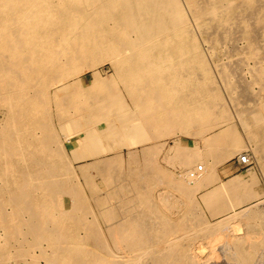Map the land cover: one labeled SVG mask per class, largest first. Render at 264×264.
<instances>
[{
  "label": "bare ground",
  "instance_id": "bare-ground-1",
  "mask_svg": "<svg viewBox=\"0 0 264 264\" xmlns=\"http://www.w3.org/2000/svg\"><path fill=\"white\" fill-rule=\"evenodd\" d=\"M221 42L234 46L221 44L224 60L237 59L210 67L203 46L215 56L210 44ZM253 86L264 90V0H0V264H194L180 243L198 231L212 256L224 244L236 263H252L264 252V209H237L261 196L254 173L201 196L226 215L215 224L200 219L195 196L246 144L264 169V96ZM164 138H174L164 162L179 175L157 162ZM97 178L116 192L99 196Z\"/></svg>",
  "mask_w": 264,
  "mask_h": 264
},
{
  "label": "rangeland",
  "instance_id": "rangeland-1",
  "mask_svg": "<svg viewBox=\"0 0 264 264\" xmlns=\"http://www.w3.org/2000/svg\"><path fill=\"white\" fill-rule=\"evenodd\" d=\"M225 43V44H224ZM214 44V45H213ZM211 43L210 45H211V47L213 46V48L215 49V50H217V49H222V51H220V50H218V51H216V54H215V56H213V54H210L211 53V50H209V48H210V46H209V43L207 44L208 45V47H207V45L205 44L204 46H203V48H205L206 49V51H207V49H208V52H207V54H208V56H205V60H206V62L209 60L212 64L211 65H209L210 67H213L214 68V66H217L218 67V69H219V65H220V61H221V59L223 60L222 61V63L221 64H228V63H230V65L233 63V62H235L236 61V59H237V57H235L236 55H233L232 57H235V58H232V62H230V60H224V59H228L230 56L227 54V51H229V49H232V47H234V46H230L229 45V43L228 42H221L220 43V45L221 44H223L224 45V47H226L225 45H227V48H226V55L224 54V48H223V45H221L222 47H220V46H218L217 47V44L216 43ZM216 44V45H215ZM219 45V44H218ZM229 45V46H228ZM232 45V44H231ZM207 47V48H206ZM204 49V50H205ZM222 52V53H221ZM205 53V52H204ZM221 53V54H220ZM223 54L225 55V56H223ZM205 55H206V53H205ZM210 55V56H209ZM221 56V58H220V56ZM211 56H213L214 58H211ZM223 56V57H222ZM206 57H207V59H206ZM225 57V58H224ZM209 58H211V60L209 59ZM217 59H219V60H217ZM230 59V58H229ZM235 59V60H234ZM217 62H216V61ZM238 60H239V57H238ZM207 62V64H210V62ZM228 61V62H227ZM219 62V63H218ZM216 63V64H215ZM249 63V65H251V66H253L254 65V63L253 62H248ZM214 64V65H213ZM213 68H211L212 69V72H213V75L215 74L214 73V71L216 72V71H218V70H213ZM243 68V69H242ZM242 68L239 70V73H238V75L239 74H241L240 75V79H242L243 81L244 80H246V81H248V82H251V75L249 74V73H247L248 71H247V67H245L244 65H242ZM245 68H246V70H245ZM215 69H216V67H215ZM241 71H243L242 73H245L244 74V77H245V79H243L244 77H243V75H242V73H240ZM245 71H247V72H245ZM101 72H102V75L103 76H106L107 74H111V72H110V67L108 66V65H106L104 68H102L101 69ZM90 74V73H89ZM89 74H87L86 75V78H87V84H89L90 82H91V74L89 75ZM248 74H249V76H248ZM215 75H217V74H215ZM215 75H214V79H215V82L217 81V76L215 77ZM217 78V79H216ZM250 80V81H249ZM246 81H244V82H246ZM219 82V83H218ZM219 85H218V84ZM217 86H221V88H222V86L223 85H221V83H220V80L219 81H217ZM247 83V82H246ZM254 88L253 89H251L250 90V92H249V90H246V91H248L249 92V94L252 96V95H254L255 96V99H256V95H258V93L261 95V96H264V90H261V89H258L259 88V86H253ZM258 87V88H257ZM221 88H218V91L221 89ZM224 92H223V91ZM259 90H260V92H259ZM222 91V92H221ZM232 90H226V89H221L219 92L223 95V94H229V92H231ZM226 92V93H225ZM237 92V91H236ZM258 92V93H257ZM254 93V94H253ZM232 94V93H231ZM248 94V95H249ZM225 95H223L222 97L224 98V97H226ZM236 95H238V92L236 93ZM253 96V97H254ZM227 98V97H226ZM239 98V97H238ZM240 99V98H239ZM232 105V104H231ZM228 105V107H230L229 108V110H230V112H231V116H232V114H234V116H235V109H234V107L236 106V104L235 105ZM249 105H251V106H249L251 109L253 108V107H255V105L254 104H252V103H249ZM234 106V107H233ZM233 119V118H232ZM236 119V118H235ZM231 120L230 122H233V123H237L236 125H237V130L238 131H240V126L238 125V121H237V119L236 120ZM239 127V128H238ZM242 132V129H241V131H240V133ZM89 134V133H88ZM243 136H244V134H243V132L241 133ZM180 135V137L182 138V139H184L185 141H187V143L190 145V146H192L193 145V143H194V140H193V138H191L190 136L189 137H187L186 135H183L182 136V134H179ZM89 136H90V134H89ZM165 139V138H164ZM163 139V140H164ZM180 139V138H179ZM162 140V141H163ZM180 141H182V140H180ZM185 141H182V142H185ZM186 143V142H185ZM198 143L200 144L201 142L200 141H198ZM162 144H165V146L164 147H166V142H163ZM249 148H248V147ZM67 147H68V145H67ZM245 150L243 149L241 152H240V154L241 153H244V152H248L251 156H252V158H253V164H252V166L250 167V168H248V169H246V170H243V171H239V173H238V175L237 176H243L244 177V180L246 181V183L247 182H249V180H250V173H254V175H255V177H256V179H257V177H258V180H259V183H260V185H261V187L262 188H264V171H262V170H264V169H262V165L261 164H259L258 163V160L256 159V156L254 155V147L255 146H253V145H249V144H246L245 145ZM69 148V147H68ZM140 150V149H139ZM161 149H159L158 150V153H159V151H160ZM157 153V152H156ZM126 154V155H125ZM240 154H237L238 156L240 155ZM123 155H124V158L127 160V151L126 150H124L123 151ZM237 155H235V156H233L234 158H233V160H235L238 156ZM168 156V152H166L165 153V155H164V158H166ZM142 160V159H141ZM233 162V161H232ZM84 163L82 162V161H80V162H78V163H76L75 164V166L77 167V166H80V165H83ZM128 165H127V161H126V164L124 165V168H123V170H128ZM225 167H226V165H225ZM174 171H176V173H175V175H179V173H180V170L178 169V170H174ZM248 171V172H247ZM247 172V173H246ZM244 174V175H243ZM249 174V175H248ZM257 175V176H256ZM261 176V177H260ZM236 177V176H235ZM129 178V181H128V183L130 182V178L131 179H135V177L133 176V177H128ZM234 178V177H233ZM258 180H257V182L255 183V185H254V188L256 187V185L258 184ZM95 182H96V185L100 188V191L98 192V194H99V196H103V195H105L108 191H109V189L108 188H106V186L105 185H103V183H102V181H101V178H97L96 180H95ZM131 186L132 185H130V184H128V188L130 187L131 188ZM136 186H137V188H136ZM112 187V189H110V191H111V194L112 193H115L114 192V188H113V186H111ZM110 187V188H111ZM138 185H135V192L138 190ZM158 187H159V189H158ZM157 188V189H156ZM87 189V188H86ZM85 189V191H86V194L90 197V194H89V191H87ZM162 189H164V185L163 184H161V185H159V186H156L155 187V190H154V192H152L153 194H155V197H157L158 198V194H160V193H163L164 192V190H163V192L162 191H160V190H162ZM102 190H104V191H102ZM140 190V189H139ZM138 190V191H139ZM105 191H107V192H105ZM109 191V192H110ZM128 192V194H126L127 195V197H128V200H129V195H131V193H130V191H127ZM160 192V193H159ZM117 193L119 194V195H117V196H115V198H113V201H111L110 203L112 204V206H114L115 208L118 206V204H119V206L117 207V209L120 207V199H118L119 197H121V192L119 191H117ZM118 197V198H117ZM127 200V201H128ZM116 201H118V202H116ZM197 202V201H196ZM262 202V203H261ZM91 205V209H92V211H93V213H94V215L96 216V218H97V222H98V224L101 226V228L103 229V231H104V233H106V234H108V232H106V225H103V224H106V222H105V220L103 219V217H101V216H99V211L102 209V207L100 208V207H97L96 205H95V203L92 201V202H89ZM93 203V204H92ZM116 203V204H115ZM59 207H60V209H63V207H65L66 209H68L69 207H70V203H69V201H68V199H66L65 198V200L63 201V199H61V198H59ZM65 205V206H64ZM128 205H130V201H128ZM250 205H252V206H255V205H257L256 207L257 208H261V209H264V193H262L261 194V196L257 199H255V200H253V201H249V203L248 204H246V205H244V206H242V207H240V209L238 208L237 210H239V211H241V210H244L245 208H247V207H251ZM69 206V207H68ZM111 207V206H110ZM198 209H200V211H201V215L199 216L200 217V219L202 220V218H203V220H208V221H210L211 222V224H215V223H217L219 220H221V219H223L226 215H216L215 217L213 216V215H211V214H208L207 213V209L208 208H205V207H203V206H199V207H197ZM94 209V210H93ZM261 209H260V211H261ZM118 211H120L119 209H118ZM203 211V212H202ZM177 213V216L175 215L176 213ZM173 214H174V216L172 217V218H176V219H178V218H181L182 217V219H181V223H180V220L178 219V220H174V222L176 223V224H178V223H180V225H182L183 224V222H182V220H183V216H184V214L183 213H180L178 210L177 211H175ZM262 213H264V210H262L261 211ZM180 213V214H179ZM183 214V215H182ZM205 217H204V216ZM208 215H210V217L208 216ZM122 217H123V215H120V216H117L116 218H114L116 221H117V219H118V221H121L122 220ZM202 217V218H201ZM262 217H264V214H262ZM90 218V219H89ZM88 219L89 220H92V218H91V216L90 217H88ZM262 219H264V218H262ZM102 220H103V222H102ZM114 221V220H113ZM112 220H111V223H114ZM117 221V222H118ZM195 221V220H194ZM217 221V222H216ZM262 221H264V220H262ZM178 222V223H177ZM199 224L200 222H198V219H197V221H196V224ZM197 224V225H198ZM104 226V227H103ZM187 232V233H186ZM180 236H183V235H186V234H191V235H193L194 234V231H180ZM185 233V234H184ZM241 233H243V232H241ZM198 235L199 237H200V239L199 238H197L196 239V241L194 242L193 241V238L191 239H189V238H187V241H186V239L184 238V239H182L181 240V252H180V256H182V255H184V257H186L187 255H188V253H189V257L187 256L186 258L187 259H191V257L193 256V255H195L196 253V257H197V260L199 261V263H198V261L196 260V263H194V264H240L239 262H237L236 263V261H235V258L233 257V253H231L230 251H231V249L229 248V249H227L228 247H226L224 244L222 245L221 244V246H220V244H218V245H216L215 247H214V252H215V257L214 256H212L211 254H209V253H211V247L207 244L208 243V241L207 240H209L208 239V235H209V233L208 232H195V235ZM203 234L204 235H206V236H204L203 237ZM208 234V235H207ZM180 236H178V233H177V237H180ZM202 237V238H201ZM202 239V240H201ZM204 239H207V240H204ZM184 240V241H183ZM189 240H190V242H189ZM183 241V242H182ZM187 243H186V242ZM202 241H204V242H202ZM191 242L193 243V244H191ZM186 243V244H185ZM195 243V244H194ZM199 243V245H197L196 246V244H198ZM204 243V244H203ZM183 244V245H182ZM201 244L203 245V246H205V247H201ZM208 246H207V245ZM187 245V246H186ZM196 246V247H195ZM218 246V247H217ZM184 247V248H183ZM186 247V248H185ZM113 248V250L114 251H116V250H118V248L116 249L115 247H112ZM194 248V249H193ZM208 250H207V249ZM192 249V250H191ZM190 250V251H189ZM194 250V251H193ZM38 251V250H37ZM183 251V252H182ZM210 251V252H209ZM216 251H217V253H216ZM118 252V251H117ZM259 252V253H258ZM258 252H256L257 253V255H256V253H254L255 255H254V257H253V260H252V263L250 262V264H264V258H262V256H264V254H262V253H264V252H262V251H258ZM231 253V254H230ZM261 253V254H260ZM220 254V255H219ZM258 254H260V255H258ZM118 255H120V256H122V255H124L123 253H118ZM206 255H207V257H209L210 259L208 260L207 259V257H206ZM210 255L212 256V257H210ZM231 255V256H230ZM205 256V257H204ZM218 256V257H217ZM256 256H258V257H256ZM199 257H201V258H199ZM259 257H261V258H259ZM199 258V259H198ZM204 258V259H203ZM215 258V259H214ZM233 258V259H232ZM206 259V260H205ZM225 259V260H224ZM257 259V260H256ZM256 260V261H255ZM233 261H235V263L233 262ZM229 262V263H228ZM22 262H16V264H21ZM187 264H188V262H186ZM186 263H178V264H186ZM191 262H189V264H190ZM41 264H45L44 263V261H42L41 260ZM246 264H249V263H246Z\"/></svg>",
  "mask_w": 264,
  "mask_h": 264
},
{
  "label": "crops",
  "instance_id": "crops-1",
  "mask_svg": "<svg viewBox=\"0 0 264 264\" xmlns=\"http://www.w3.org/2000/svg\"><path fill=\"white\" fill-rule=\"evenodd\" d=\"M231 124L233 123V122H230ZM237 123H234V126L236 127V129H237V125H236ZM238 131V130H237ZM210 133V132H209ZM208 133V134H209ZM238 133H240L239 131H238ZM241 134V133H240ZM177 135H178V138H180V140H182V141H185L184 139H182L180 136H179V134L177 133ZM242 135V134H241ZM244 137V136H243ZM192 138V137H191ZM172 141H174V138H165L163 141H161L162 143L163 142H166V147H163V148H161V150L159 151V153H157V157H158V163H160V165L163 167V168H165L164 166H167V164L164 162L165 161V158H164V155H165V153L166 152H168L169 151V147L170 146H172L173 145V142ZM160 142V143H161ZM186 142V144L187 145H189L188 143H187V141H185ZM195 143V142H194ZM193 143V144H194ZM200 145H201V147L203 146V144H201L200 143ZM190 146V145H189ZM194 145H192L191 147H193ZM141 148L142 147H139V149H140V151H142L141 150ZM238 156V155H237ZM143 157H142V154H141V159H142ZM233 158L234 157H231V158H229L228 160H226V161H224L223 163H221L220 165H218V167H217V169H216V174L218 173V170H219V173H220V175H218L217 174V176L219 177H217V179H218V183H216V184H214V185H211V187L209 186V188L207 189V188H205V189H203V190H201L200 192H198L197 194H196V196H195V201H197L196 203L199 205V206H204L205 205V203H204V201L202 200V197L201 196H203V195H206V194H209V193H211L214 189H216L215 187L219 184V182H227L228 180H230V179H232L233 177H235V176H237L238 175V173H239V171L234 167V165L232 164V161H233ZM161 160V161H160ZM164 162V163H163ZM164 164V165H163ZM225 165H226V167H225ZM168 170H170L171 172H173L174 174L176 173V171H174L175 169L176 170H178V167H175V169H174V167H171V166H167L166 167ZM165 168V169H166ZM172 168V169H171ZM237 174V175H236ZM257 176V175H256ZM222 180V181H221ZM257 180H258V177H257ZM257 192V193H259L260 195L262 194V193H264V188H262L261 187V185H260V183H259V180H258V184L256 185V187L254 188V192ZM200 195V196H199ZM203 204H202V203ZM205 208H207V206L205 205L204 206ZM210 211H211V209H210V207H208V209H207V212H209L208 214H211L210 213ZM212 215V214H211ZM222 215V214H221Z\"/></svg>",
  "mask_w": 264,
  "mask_h": 264
},
{
  "label": "built area",
  "instance_id": "built-area-1",
  "mask_svg": "<svg viewBox=\"0 0 264 264\" xmlns=\"http://www.w3.org/2000/svg\"><path fill=\"white\" fill-rule=\"evenodd\" d=\"M232 164L238 171H243L250 168L253 164V158L248 152L241 153ZM201 171V167L198 168Z\"/></svg>",
  "mask_w": 264,
  "mask_h": 264
}]
</instances>
